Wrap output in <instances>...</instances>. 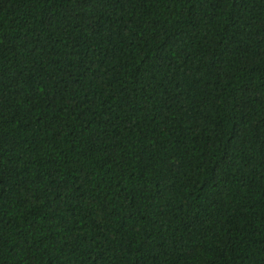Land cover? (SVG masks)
<instances>
[{"label": "trees", "instance_id": "1", "mask_svg": "<svg viewBox=\"0 0 264 264\" xmlns=\"http://www.w3.org/2000/svg\"><path fill=\"white\" fill-rule=\"evenodd\" d=\"M0 264H264V0H0Z\"/></svg>", "mask_w": 264, "mask_h": 264}]
</instances>
